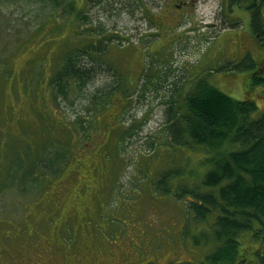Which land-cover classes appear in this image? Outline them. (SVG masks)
<instances>
[{
    "label": "rangeland",
    "instance_id": "obj_1",
    "mask_svg": "<svg viewBox=\"0 0 264 264\" xmlns=\"http://www.w3.org/2000/svg\"><path fill=\"white\" fill-rule=\"evenodd\" d=\"M75 3L83 6L85 0H75ZM44 4L40 0H0L2 80H15L10 71H5L10 42H22L17 38H26L37 28L34 36L38 44L33 46L34 51L19 53L9 59L10 67L20 72L29 55L34 52L36 56L40 55L43 47L40 43L46 37L44 33L54 31L58 21L62 30L48 36L59 40L69 38L67 43L73 47L92 42L97 44V39H100L97 34H119L121 39H116V42L122 40V46L113 43L94 53L98 60L120 75L124 87L125 83L131 88L139 84L137 93L130 94L135 99L132 105H124L122 98L120 106L123 110L114 106L115 111L112 112L120 111L121 120L124 119L129 128L126 137L120 136L116 147L110 149L112 145L107 146L103 142L106 135H110V115L100 116L98 128L92 126L91 129L96 130L94 142L88 134L81 135L70 127V121L66 120L67 111L74 116L86 107V100L78 97L76 92L66 100H58L60 103H53L50 92L45 87L39 88L37 82L34 91L20 98L17 94L16 99L10 100L15 105L14 114H9L13 117L8 129L11 133L18 134L23 125H30L35 130V142L41 148L50 141L47 136L67 135L75 148L73 160L84 162L85 167L95 162L100 165V153L111 150L119 154L111 163L115 161L120 166L109 182V175L105 174L99 185H91L92 181L85 190L80 189L88 173L81 171L80 183L69 190L67 206L59 217V224H65L59 232L63 238L52 228L45 227L40 215L34 217L36 223L28 218L30 222L22 225L31 234L25 231L12 233L9 229L14 225L11 224L19 222L24 212L17 198L13 201V197L1 193L0 218H4V223L0 221V228L7 229L10 234L0 232V264H168L170 260L196 264L203 247L195 249L191 242L187 246L182 244L184 218L183 221L178 218L181 217L180 208L165 197L152 195V181L163 167L165 160L162 156L167 152L164 137L161 138L165 109L167 100L175 98L180 104L192 85L207 75L211 84L236 98L256 100L259 111H264V87L251 86V72L224 71L227 61L238 59L247 52L258 60L264 58V47L249 26V12L240 7L232 11L228 8V0H159L158 4L149 3L151 12L144 6L131 10L123 8L125 12H121L122 7L116 3L114 6L97 4L85 12L95 20L96 27L103 24L105 30L100 33L97 28L98 33L93 34V23L88 25L87 22L88 27L78 32L76 15H63L58 11L53 14L54 20L51 4ZM49 19L52 21L42 31L38 29ZM235 19L241 22L233 26ZM125 43H132L130 49L123 47L127 46ZM56 45L54 39L51 49L57 54ZM98 85L97 89H101L100 82ZM3 88L8 90L9 85H3ZM31 88H34L33 84ZM89 89L96 91L93 87ZM26 107L32 109L34 115L26 114ZM23 115L30 123L22 118ZM43 118L52 119L53 127H57L46 132ZM152 137L162 140L159 142L161 151L158 159L157 151L149 144ZM170 156L174 157L172 153ZM167 160L172 159L166 157V164ZM75 190L83 193L81 198L77 197ZM250 237L249 232L242 236L245 248L246 242L252 243Z\"/></svg>",
    "mask_w": 264,
    "mask_h": 264
},
{
    "label": "trees",
    "instance_id": "obj_2",
    "mask_svg": "<svg viewBox=\"0 0 264 264\" xmlns=\"http://www.w3.org/2000/svg\"><path fill=\"white\" fill-rule=\"evenodd\" d=\"M40 2L51 4L52 17L58 11L63 15H76L78 32L87 26V22L88 25L93 23L94 28L91 29L95 34L98 33L97 28L100 33L105 28L103 24L96 27L95 20L85 12L92 6H114L116 3L122 9L144 6L151 12L149 3L158 4L159 0H85L83 6H78L75 0ZM235 7L249 12L252 33L264 47V0H228V8L233 11ZM121 12H125V9ZM52 19L47 20L48 23L42 22L38 29L42 31ZM233 22V26H236L241 20L235 19ZM36 30L33 29V35L26 38H17V41L22 42H10L6 59L8 68L5 71H10L15 80L4 81L3 76H0V118L3 119L0 120V198L1 193L5 192V196L13 197L11 200L17 198L23 209L21 220L11 224L14 225L13 229H9L12 233L25 231L22 225L29 223V220L36 223L34 217L40 215L44 226L52 228L53 232L63 238L59 232L65 224H59V217L67 206L69 190L80 183L78 178L81 171L88 173L80 189L85 190L92 181L91 185H99L105 174L109 175V182L120 166L115 161L111 163L119 154L108 149L116 147L120 136L126 137L129 125L126 127V121L121 120L120 111H112H115L114 106H120L122 98L124 105L134 103L135 99L130 94L137 93L139 83L133 88L125 83L124 87L120 75L98 60L94 53L103 51L109 44L122 46V40L116 42L121 36L115 32L108 33V36L106 33L97 34L100 37L97 44L92 42L73 47L67 43L69 38L59 40L48 36L49 33L62 30L58 21L54 31L44 33L46 37L40 43L43 46L40 55L36 56L35 52L29 55L23 69L18 72L10 67L9 59L19 53L34 51L33 46L38 44L34 36ZM54 39L57 54L56 50L51 49ZM125 44L127 46L123 47L129 49L132 46V43ZM242 57L227 61L224 71L251 72V86L264 87V58L258 60L250 52ZM37 82L39 88L45 87L50 92L53 103L66 100L75 92L78 97L86 100L85 109L77 111L74 116H70L67 111L66 120L70 121L71 128L81 135L88 134L93 142L96 130H92V126H97L100 116L108 114L112 117L110 135L103 131L107 137L103 142L112 147L100 153V165L95 162L85 167L84 162L73 160L75 148L74 144L72 146L69 143L67 135L61 134L54 138L47 136L50 141L41 148L35 142V130L30 125H23L18 134L8 130L13 122L9 114L15 112V105L10 100L16 99L17 94V98H20L34 91ZM99 82L102 88L98 90ZM31 84L34 88H31ZM3 85H9V89L5 90ZM90 87L96 91H89ZM24 110L26 114L34 115L32 109L26 107ZM165 115L161 138L164 137L167 152L162 156L165 162L155 174L151 190L152 195L165 197L180 208L181 217L178 218L180 221L184 218L182 244L187 246L191 242L195 249L203 247L196 264H264V111H259L256 100L236 98L211 84L206 75L183 95L180 104L175 98L167 100ZM22 118L30 123L25 115ZM46 118L42 120L46 132H49L57 126L53 127L52 119L48 121ZM17 124L20 128L19 120ZM149 141L152 149L157 151L158 159L161 151L159 142L162 140L152 137ZM171 153L174 157L170 156ZM166 157L172 159L167 160L168 164ZM72 173L77 174L72 176ZM77 194L81 198L83 193L79 191ZM0 221L4 223V218H0ZM0 232L10 234L3 228H0ZM246 232L250 233L252 243L250 240L246 242L245 248L242 236ZM168 264L182 262L170 260Z\"/></svg>",
    "mask_w": 264,
    "mask_h": 264
},
{
    "label": "bare ground",
    "instance_id": "obj_3",
    "mask_svg": "<svg viewBox=\"0 0 264 264\" xmlns=\"http://www.w3.org/2000/svg\"><path fill=\"white\" fill-rule=\"evenodd\" d=\"M119 35V34H118ZM123 37V36H122ZM243 58V57H242Z\"/></svg>",
    "mask_w": 264,
    "mask_h": 264
}]
</instances>
